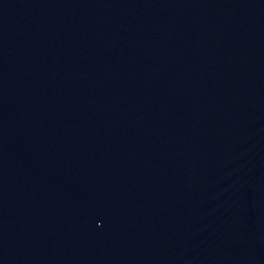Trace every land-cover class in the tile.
Listing matches in <instances>:
<instances>
[{"label":"water","instance_id":"water-1","mask_svg":"<svg viewBox=\"0 0 264 264\" xmlns=\"http://www.w3.org/2000/svg\"><path fill=\"white\" fill-rule=\"evenodd\" d=\"M0 264H264V0H0Z\"/></svg>","mask_w":264,"mask_h":264}]
</instances>
